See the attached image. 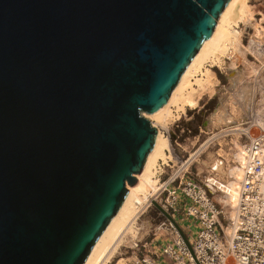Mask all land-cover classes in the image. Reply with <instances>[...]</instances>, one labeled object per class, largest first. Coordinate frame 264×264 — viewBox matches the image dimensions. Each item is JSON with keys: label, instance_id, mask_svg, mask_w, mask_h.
<instances>
[{"label": "water", "instance_id": "1", "mask_svg": "<svg viewBox=\"0 0 264 264\" xmlns=\"http://www.w3.org/2000/svg\"><path fill=\"white\" fill-rule=\"evenodd\" d=\"M229 1L0 0V264H84Z\"/></svg>", "mask_w": 264, "mask_h": 264}, {"label": "built area", "instance_id": "2", "mask_svg": "<svg viewBox=\"0 0 264 264\" xmlns=\"http://www.w3.org/2000/svg\"><path fill=\"white\" fill-rule=\"evenodd\" d=\"M255 99L240 130L243 152L237 165L242 174L237 178L236 201L219 190L222 195L216 198L207 185L218 187L210 184L207 176L199 181L192 175L196 160L191 153L182 156L172 151L177 166L166 178H160V190L141 214L153 201H164L161 207L179 224L191 247L160 210L164 219L158 228H167L172 238L166 235V242L154 245L155 233L150 240L149 236L133 240L126 246L133 257L127 264H264V103ZM191 225H195V233Z\"/></svg>", "mask_w": 264, "mask_h": 264}, {"label": "bare ground", "instance_id": "3", "mask_svg": "<svg viewBox=\"0 0 264 264\" xmlns=\"http://www.w3.org/2000/svg\"><path fill=\"white\" fill-rule=\"evenodd\" d=\"M239 6L240 10L238 9ZM245 6L246 0H230L228 2L219 16L212 36L204 41L201 49L181 76L170 99L161 109L150 114L153 124L158 128L155 145L147 157L145 166L138 177V182L128 189L127 197L121 208L95 243L84 264H111L112 259L120 254V248L125 242L133 243V240L140 239L141 235L148 230L150 223L143 219L140 222L146 211L143 214L141 212L148 203L154 200L155 195L160 190L161 179L159 177L163 173L161 171L164 170H162L163 164H166L169 160L172 162L174 159L171 143L169 149L168 137L163 133L161 127L171 123L177 117V114L186 108L197 106L198 101L190 97L189 92L192 87V80L198 74L200 75L208 70H205L208 66L207 63L221 61L224 58L232 59L237 54L238 45L234 41L239 37L240 32L234 29L233 23L237 19L243 18L242 9ZM260 44L261 42H252L251 47L255 49L260 47ZM252 68L254 67L252 66ZM243 72V69H237L233 71L232 75L234 76L235 85L238 86L237 94L249 100L252 87L244 81L245 73ZM250 76L249 78H251ZM215 120L222 125V129L219 133H214L211 139L224 136L223 132L227 128H231L230 130L236 135L242 130V128H239L240 124L234 115V109L217 111ZM208 140L203 142L195 152L191 153L192 159L198 161L200 172L203 168H207L211 172L210 184L216 185L222 194L228 196L230 200L232 198V201L235 202L238 185L236 169L238 166L232 165L227 161V158L213 152L214 155L208 154L205 159H202L201 154L208 153L207 147L210 144ZM242 152L243 147L241 145L239 158L242 156ZM171 162L166 165H170ZM241 174L242 170L239 167L238 178ZM126 262V258H121L117 264H126Z\"/></svg>", "mask_w": 264, "mask_h": 264}, {"label": "rangeland", "instance_id": "4", "mask_svg": "<svg viewBox=\"0 0 264 264\" xmlns=\"http://www.w3.org/2000/svg\"><path fill=\"white\" fill-rule=\"evenodd\" d=\"M238 9L240 10V6ZM242 11L243 18H239L233 23L234 29L240 32L239 37L234 41L238 45L237 54L232 59L224 58V60H219L220 62L213 61L207 63L206 65L208 66L205 70H208L200 75L198 74L192 80V87L189 92L190 97L198 101L197 106L195 108H186L177 114V117L171 123L161 127L163 133L168 137L169 149L171 143V148L174 153L186 156L197 150L203 142L209 139L210 144L207 147L208 153H202L200 157L205 159L208 154L213 153L222 155L221 157L227 158L229 163L238 166L236 169L237 172L240 167L237 165L241 149L240 144L243 142L240 138V133L236 135L230 130L231 128H227V131L225 130L223 132L224 136L212 139L211 137L214 133H219L222 129V125L215 120V113L217 111L234 109V115L240 124L239 128H242L250 112L251 103L254 100L256 101L255 97L258 98L257 101L260 99V103H264V0H246V6ZM252 42H261L260 47L254 49L251 47ZM252 66L256 68L254 69ZM261 68H263V71ZM237 69L244 70V81L252 87L249 100L237 94L238 86L235 85L234 76L232 75L233 71ZM257 89L258 94L255 95ZM143 115L153 124L149 113L143 112ZM153 126L156 125L153 124ZM166 164H163L162 170H164L161 171L163 175H160L159 178H166L168 174L172 173L177 166V160L174 157L170 166ZM164 165H166V168ZM191 172L199 181L205 180V176H208V178L211 176V172L207 168H203L202 172H200L198 161L192 165ZM210 180L209 178L208 181ZM211 190L216 195V198L220 199L222 194L218 192V189L212 188ZM156 202L160 206L165 204L164 201ZM160 210L153 203L143 214L140 222L143 219L148 221L150 225L148 230L141 235V240L146 239L149 234L150 237L148 239L150 240L153 234L152 230H155V232L159 231L158 225L161 219H164V216L159 215ZM184 228H186L185 231L189 234L187 227L185 226ZM191 229L195 233V225H191ZM161 231L164 232L163 234L172 238L167 228H163ZM162 239L163 242L167 241L166 237H162ZM130 244L131 242L128 241L121 246L120 254L112 259L111 264L118 263L121 258L127 259L126 264L133 259L132 252L126 247Z\"/></svg>", "mask_w": 264, "mask_h": 264}, {"label": "crops", "instance_id": "5", "mask_svg": "<svg viewBox=\"0 0 264 264\" xmlns=\"http://www.w3.org/2000/svg\"><path fill=\"white\" fill-rule=\"evenodd\" d=\"M152 233L157 234V236L154 239H152V241H151V243L153 245L156 244V243H159V244L163 243L162 237H165L166 236L165 234H163L164 233L163 231L160 232V230H159V231L155 232V230H152ZM148 236L150 237V234Z\"/></svg>", "mask_w": 264, "mask_h": 264}, {"label": "flooded vegetation", "instance_id": "6", "mask_svg": "<svg viewBox=\"0 0 264 264\" xmlns=\"http://www.w3.org/2000/svg\"><path fill=\"white\" fill-rule=\"evenodd\" d=\"M238 173V172H237Z\"/></svg>", "mask_w": 264, "mask_h": 264}]
</instances>
